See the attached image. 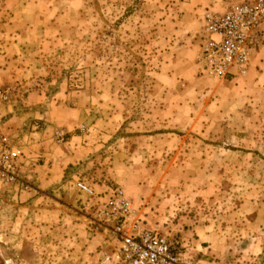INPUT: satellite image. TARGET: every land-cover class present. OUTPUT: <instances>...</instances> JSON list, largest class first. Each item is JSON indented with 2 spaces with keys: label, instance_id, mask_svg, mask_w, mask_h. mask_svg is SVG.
Returning a JSON list of instances; mask_svg holds the SVG:
<instances>
[{
  "label": "rangeland",
  "instance_id": "rangeland-1",
  "mask_svg": "<svg viewBox=\"0 0 264 264\" xmlns=\"http://www.w3.org/2000/svg\"><path fill=\"white\" fill-rule=\"evenodd\" d=\"M184 2L0 0V110L43 115L76 154L52 213L0 183V264H111L77 180L121 189L177 264H264V77H249L251 55L232 83L201 75L202 18L221 10Z\"/></svg>",
  "mask_w": 264,
  "mask_h": 264
},
{
  "label": "built area",
  "instance_id": "built-area-1",
  "mask_svg": "<svg viewBox=\"0 0 264 264\" xmlns=\"http://www.w3.org/2000/svg\"><path fill=\"white\" fill-rule=\"evenodd\" d=\"M264 24V0H231L221 11L206 12L203 17L201 45L196 65L206 78L226 81L244 77L250 68V45L257 28ZM0 99L6 96L0 93ZM21 154L0 138V183H19ZM85 199H96L95 218L114 239L115 246L104 253V263L177 264L172 244L163 235L144 227L121 189L98 197L83 181L74 183Z\"/></svg>",
  "mask_w": 264,
  "mask_h": 264
},
{
  "label": "crops",
  "instance_id": "crops-1",
  "mask_svg": "<svg viewBox=\"0 0 264 264\" xmlns=\"http://www.w3.org/2000/svg\"><path fill=\"white\" fill-rule=\"evenodd\" d=\"M230 1L186 0V4L184 2L180 6L191 12L201 13L202 10L205 12L207 9L209 11L223 10ZM250 49L251 68L249 77H264V72L261 71V68H264V24L257 28ZM234 81L226 80L225 82L232 83ZM29 99L32 101L33 96L29 95ZM16 112L14 104L6 105L0 110V138H7L9 146L21 154L20 181L10 185L8 188L9 197L17 203H24L30 209L35 207L36 217L43 210L49 212L48 207L36 208L38 205L44 204L46 206L49 201L52 213L53 204L51 201H55V198L60 196V188L58 187L66 169L74 164L76 154L75 152L72 154L63 151V147L51 138L53 127L47 126V122L40 124L41 121H38L42 120L43 115L36 117V115H28L24 112L17 114ZM39 125L44 126V128L39 127ZM66 209L68 208L66 207ZM69 209L76 214L75 218L79 219L78 211L73 208ZM143 210L146 214L145 219H149L146 209ZM68 212L64 216L67 217ZM73 216L72 214L71 217L74 218Z\"/></svg>",
  "mask_w": 264,
  "mask_h": 264
}]
</instances>
